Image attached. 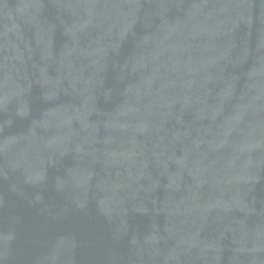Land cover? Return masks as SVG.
Segmentation results:
<instances>
[{
  "label": "water",
  "instance_id": "1",
  "mask_svg": "<svg viewBox=\"0 0 264 264\" xmlns=\"http://www.w3.org/2000/svg\"><path fill=\"white\" fill-rule=\"evenodd\" d=\"M0 264H264V0H0Z\"/></svg>",
  "mask_w": 264,
  "mask_h": 264
}]
</instances>
